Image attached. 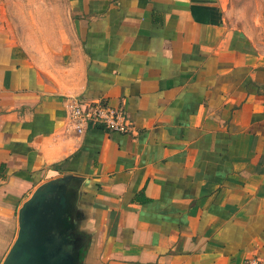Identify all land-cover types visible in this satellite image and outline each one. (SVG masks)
<instances>
[{
    "label": "crops",
    "instance_id": "obj_1",
    "mask_svg": "<svg viewBox=\"0 0 264 264\" xmlns=\"http://www.w3.org/2000/svg\"><path fill=\"white\" fill-rule=\"evenodd\" d=\"M13 3L0 0V264L52 181L74 264L264 261V0ZM72 100L121 108L134 130L78 135Z\"/></svg>",
    "mask_w": 264,
    "mask_h": 264
},
{
    "label": "water",
    "instance_id": "obj_2",
    "mask_svg": "<svg viewBox=\"0 0 264 264\" xmlns=\"http://www.w3.org/2000/svg\"><path fill=\"white\" fill-rule=\"evenodd\" d=\"M62 184L38 188L22 206L19 231L3 264H74L67 250Z\"/></svg>",
    "mask_w": 264,
    "mask_h": 264
},
{
    "label": "built area",
    "instance_id": "obj_3",
    "mask_svg": "<svg viewBox=\"0 0 264 264\" xmlns=\"http://www.w3.org/2000/svg\"><path fill=\"white\" fill-rule=\"evenodd\" d=\"M67 123L78 135L94 126H101L108 132L127 134L134 130L132 122L124 110L107 102L72 100L68 104ZM244 264H264V261L251 258Z\"/></svg>",
    "mask_w": 264,
    "mask_h": 264
},
{
    "label": "rangeland",
    "instance_id": "obj_4",
    "mask_svg": "<svg viewBox=\"0 0 264 264\" xmlns=\"http://www.w3.org/2000/svg\"><path fill=\"white\" fill-rule=\"evenodd\" d=\"M14 3L12 4V8L14 9V11L17 12V14L19 15L21 7H20V0H12ZM18 3V4H17Z\"/></svg>",
    "mask_w": 264,
    "mask_h": 264
}]
</instances>
